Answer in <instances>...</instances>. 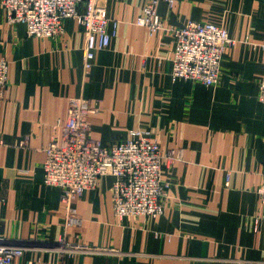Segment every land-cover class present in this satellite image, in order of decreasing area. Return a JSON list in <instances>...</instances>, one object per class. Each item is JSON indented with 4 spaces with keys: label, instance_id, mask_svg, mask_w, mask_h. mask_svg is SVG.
<instances>
[{
    "label": "crops",
    "instance_id": "0c3cea01",
    "mask_svg": "<svg viewBox=\"0 0 264 264\" xmlns=\"http://www.w3.org/2000/svg\"><path fill=\"white\" fill-rule=\"evenodd\" d=\"M100 3L117 27L87 74L76 21L65 20L59 37L29 38L24 25L6 23L0 5V58L8 62L0 100V239L23 248L10 264H264V105L257 100L264 0L161 2L163 26L152 35L134 24L145 0ZM187 21L223 27L236 41L214 86L170 78L169 29ZM79 96L97 107L88 123L102 145L147 129L163 153L181 154L162 162L168 188L161 215L117 219L114 179L106 175L74 201L80 226L65 225L61 190L44 184L42 165L45 147L60 138L69 100Z\"/></svg>",
    "mask_w": 264,
    "mask_h": 264
},
{
    "label": "built area",
    "instance_id": "2783aa9c",
    "mask_svg": "<svg viewBox=\"0 0 264 264\" xmlns=\"http://www.w3.org/2000/svg\"><path fill=\"white\" fill-rule=\"evenodd\" d=\"M175 1L145 0L134 24L148 29L150 35L154 34L163 26L157 5L162 2L172 7ZM0 5L6 23L24 25L29 38L59 37L65 20L76 21L84 35L82 63L86 74L93 67L95 54L109 46L117 27V23L106 16L100 0H1ZM169 32L174 43L172 81L216 85L223 54L236 41L223 27L211 23L187 21L180 28H170ZM261 49L264 52V43ZM7 72L8 62L0 58V100L4 98ZM257 100L264 105V59ZM96 112V105L88 99L82 96L70 99L66 121L60 126V138L51 140L44 149L43 182L61 190L60 201L66 210L65 225L80 226L81 219L72 206L74 201L85 191L94 190L99 178L106 175L114 179L112 204L117 219L158 217L163 212L168 188V183L161 179L162 162L172 163L181 159V154L163 153L147 129L131 130L127 140L104 146L90 135L88 117ZM260 180L258 197L260 206L264 207V167ZM67 247L73 251V247ZM22 254V247L7 246L0 239V264H10Z\"/></svg>",
    "mask_w": 264,
    "mask_h": 264
}]
</instances>
